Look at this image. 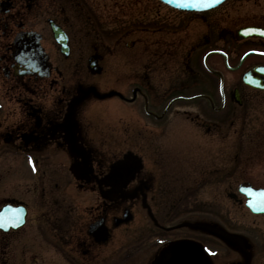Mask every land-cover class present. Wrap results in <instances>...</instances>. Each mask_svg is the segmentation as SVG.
<instances>
[{
  "label": "flooded vegetation",
  "instance_id": "obj_1",
  "mask_svg": "<svg viewBox=\"0 0 264 264\" xmlns=\"http://www.w3.org/2000/svg\"><path fill=\"white\" fill-rule=\"evenodd\" d=\"M115 1L78 0L86 8ZM125 9L122 16L107 15L108 26L100 15H68L62 0H0V264H166L182 244L198 246V264H264L258 244L212 225L209 209L196 210L161 161L130 154L152 145L157 122L151 120L162 115L153 111L156 105L178 97L177 84L162 87L152 79V68L142 62L146 50L159 48L173 61L183 47L190 59L200 46L189 39V27L201 22L206 44L214 22L225 49L219 62L238 70L239 79H213L211 91L205 83L209 93L201 103L209 117H224L236 105L239 118L252 119L260 114L252 106L264 100L252 101L264 99V89L240 76L259 66L251 74L264 83V38L236 39L241 22L227 14H198L161 28L148 26L144 4L137 13ZM254 17L246 24L264 29V12ZM56 30L65 34L64 48ZM160 30L174 36L148 40ZM132 34L136 39L128 46L118 42V51L109 45ZM109 55L121 57L110 70ZM185 71L196 76L188 66ZM201 124L209 130V123ZM189 165L186 173L196 168ZM197 169L205 183L210 168ZM223 192L232 202L239 199L230 184Z\"/></svg>",
  "mask_w": 264,
  "mask_h": 264
},
{
  "label": "rangeland",
  "instance_id": "obj_2",
  "mask_svg": "<svg viewBox=\"0 0 264 264\" xmlns=\"http://www.w3.org/2000/svg\"><path fill=\"white\" fill-rule=\"evenodd\" d=\"M62 1L67 5L68 15H100L104 19L105 25L108 26H111L112 22L105 18L107 15L122 16L128 11L125 7L135 10L137 13L140 3L145 5V15L150 22L148 26L158 25L161 28H169L179 24L182 20L190 19L192 16L190 13L171 9L158 0H128L129 3L116 0L110 7L93 4L89 8H86L84 4H80L78 0ZM261 12H264V0H225L217 7L203 12V15L212 18L213 16L221 17L227 14L232 18H236L238 22H244L254 20L256 18L254 15ZM135 14L132 11L130 15ZM218 25L222 26L224 24L218 23ZM119 26L122 27V24L115 22V27ZM218 28L212 22L211 48H217L221 44L216 36ZM189 30V39L198 38L197 41H201L202 38L199 36H201L203 29L200 23H195L193 27H189ZM163 33L155 32L150 35L148 40L154 41L156 38L162 39L163 37L169 39L170 35H163ZM128 38L136 39L132 34L121 40L115 39L109 45L118 51L117 48H123V44L117 45L118 42L126 41ZM210 44L208 43V45ZM137 47L136 45L133 51ZM159 51V48H152L151 46L150 49L146 50V58L142 57V62L147 63L152 68L149 72L152 74V79L159 83L158 85L164 87L172 82L175 84L182 83L179 86L185 84L187 88L180 91L179 94L192 95L206 91V88H203L202 85H197L199 83L198 79L203 81L201 82L203 85L205 83L206 85L213 84L211 81V84L208 83L210 77L213 76L208 72L201 71L198 62L199 54L202 53L200 51H203V48H199L189 61L184 60L181 56L185 53L183 47L180 52L177 51L178 53L173 61L160 56ZM133 57L137 58V56ZM118 59L121 60V57L106 56V69H109V66L116 63ZM165 59L168 61H165ZM133 60L135 61V59ZM214 61L219 62L216 58ZM184 63H187L194 70L193 74H199L200 76H189L185 71ZM166 65H169V67H164ZM217 67L224 74L227 83L232 84L239 78L238 70L230 71L221 67V65H217ZM109 70H107V73ZM257 100L261 102L264 99L254 97L252 102ZM201 102L204 101L191 99L187 102L179 98L169 106L162 120L157 122V124H160L158 125L159 129L157 128L158 130L155 132L158 136L155 141L158 144L157 149L150 148L149 150L131 152L135 153L134 155L144 162L149 161L148 159H152V156L157 154L166 161L167 165H173L174 168L180 167L185 170L188 164L194 165L196 168L191 167L189 172L185 174V178L175 184V188H178L180 194L194 199L196 210L202 211L203 207L208 208L212 223L226 225L231 229L240 231L243 235H247L252 243L258 244L256 248L259 253L256 255L264 259V215H252L241 204L228 199L223 192L225 183L230 184L233 191H236V187L241 181H247L253 186L264 187V102L255 103L252 106L255 108V112L260 113L252 119L239 118L236 113H239L240 109L236 105L230 107L228 111L231 113L226 114L224 117H209ZM102 110L104 111V109ZM254 110L252 109V111ZM249 112H251V109H249ZM194 113L205 121L210 119L207 120L210 121V131L208 133L203 131V126L199 121L191 119L192 116L189 115ZM162 139L161 146L159 144ZM197 166H205L206 172L208 167L210 168L209 174L206 173L210 176L209 181L206 179V182L202 183V176L199 177ZM200 175H203V172L200 171ZM261 243L263 244L262 251L260 250ZM212 246L218 247L215 243H212Z\"/></svg>",
  "mask_w": 264,
  "mask_h": 264
},
{
  "label": "water",
  "instance_id": "obj_3",
  "mask_svg": "<svg viewBox=\"0 0 264 264\" xmlns=\"http://www.w3.org/2000/svg\"><path fill=\"white\" fill-rule=\"evenodd\" d=\"M168 5L176 7L178 9L185 10H201L212 7L222 0H161ZM254 27H243L238 30V36L244 37L252 34H256ZM259 86V85H254ZM263 88L264 86H260ZM238 190L245 196V204L248 208L255 213H264V189L253 188L248 184H240ZM179 254L168 260V264H197L196 256L198 255L197 248L191 245H182L178 248Z\"/></svg>",
  "mask_w": 264,
  "mask_h": 264
},
{
  "label": "snow or ice",
  "instance_id": "obj_4",
  "mask_svg": "<svg viewBox=\"0 0 264 264\" xmlns=\"http://www.w3.org/2000/svg\"><path fill=\"white\" fill-rule=\"evenodd\" d=\"M4 225H3V223H0V227H3Z\"/></svg>",
  "mask_w": 264,
  "mask_h": 264
}]
</instances>
